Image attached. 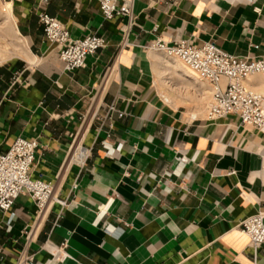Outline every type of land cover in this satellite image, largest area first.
I'll return each mask as SVG.
<instances>
[{
  "label": "crops",
  "instance_id": "1",
  "mask_svg": "<svg viewBox=\"0 0 264 264\" xmlns=\"http://www.w3.org/2000/svg\"><path fill=\"white\" fill-rule=\"evenodd\" d=\"M5 2L29 56L0 66V155L19 137L38 140L32 176L69 206L40 213L24 195L0 211V264H264V247L255 261L240 231L264 211V130L168 102L165 57L145 50L191 40L264 57V0H136L126 44L129 19L105 21L99 0H50L73 39L106 41L73 73L45 39L39 0ZM111 105L125 117L104 122ZM77 147L85 160H72Z\"/></svg>",
  "mask_w": 264,
  "mask_h": 264
},
{
  "label": "built area",
  "instance_id": "2",
  "mask_svg": "<svg viewBox=\"0 0 264 264\" xmlns=\"http://www.w3.org/2000/svg\"><path fill=\"white\" fill-rule=\"evenodd\" d=\"M136 0H99L100 12L105 21L128 18L125 30V42L133 27V13ZM180 0H172L178 4ZM50 0H39L37 13L43 27L45 39L59 52V60L64 73H73L86 68L89 57L106 47L103 37L96 34L75 40L70 31L56 18L47 13ZM159 27L155 29L158 32ZM258 49V47H256ZM145 50L178 61L194 78L211 89V102L207 112L209 121L216 122L235 116L244 127L264 130V92L250 84V79L260 76L264 79V57L241 59L220 50L215 43L207 42L196 45L191 40H178L173 43L157 39ZM0 62V66H1ZM125 117L115 105L107 109L104 122H111L114 116ZM113 131V125H109ZM42 149L38 140L19 137L8 152L0 155V211L12 212L16 202L22 196H29L43 213L52 202L62 208L69 206V201H62L54 196L55 186L51 182L36 180L32 170L37 154ZM88 152L77 147L72 160H85ZM232 172L229 175H234ZM78 185L73 186V191ZM117 196L114 195L111 202ZM240 231L250 240L255 261L264 247V211L243 221ZM31 239L32 233H28ZM29 264L32 260L28 259Z\"/></svg>",
  "mask_w": 264,
  "mask_h": 264
},
{
  "label": "rangeland",
  "instance_id": "3",
  "mask_svg": "<svg viewBox=\"0 0 264 264\" xmlns=\"http://www.w3.org/2000/svg\"><path fill=\"white\" fill-rule=\"evenodd\" d=\"M7 4L8 3H6L5 0H0V32H1L0 33V58H1L2 64L6 63V62H8V61H10V60H12L14 58H17V57H25L22 54V52L20 51V47L18 46L20 44H18V43L16 44V42H18V41L15 38L17 36L18 29L17 30L15 29L17 27H16V20H15V17L13 15V13H11V25L14 26L15 28L13 29V27H12V30L10 32L11 36L10 35L6 36V34H2L4 32V30H2L1 28H3V23H5V18H6L5 16H7V14H9V12H12V9L9 10L7 8ZM4 13H5V15H3ZM18 34H19V32H18ZM4 38H5V40H4ZM19 38L22 39L20 37V34H19ZM16 47H18V48H16ZM25 58L27 59V57H25ZM165 59L166 60H173V59H168V58H165ZM162 60H161V62H162ZM163 67H164V65L162 66V64H161L160 70L161 69L162 70L161 71L159 70V79H160V84H161V87H162L161 91L163 92L162 94H166L167 96H169L171 101H172L173 98L177 99L178 100L177 103L173 99V102L177 106H187V105H189V107H193V106L200 105L201 103L205 104V108H206L205 111H206L207 108L209 107L210 102H211V96H210L211 95V89H210V87L208 85H206V84H203V83H201L202 86L201 85H196L195 87L193 85L189 86V84H186L187 83L186 80L179 79L178 77H177L178 78L177 79L176 78L177 75L174 74V73L172 75H170V76H164L165 74H163V70H165V68H163ZM168 77L169 78L171 77V80L170 79L167 80ZM169 81L173 82L174 84H178V86L183 87L184 90H177V91L175 90V91H173L172 90V85L167 83ZM180 81H181V83H180ZM263 81H264V79L261 77V83ZM166 88L169 89V91L166 90ZM202 89H205V91L202 90ZM259 91L264 92V90H259ZM206 92L209 93V94H208V96H205V95L204 96L207 97L208 100L206 99L203 102V101H201L202 95L203 94H207ZM198 96L200 98H198ZM207 112L208 111H206L205 116H206Z\"/></svg>",
  "mask_w": 264,
  "mask_h": 264
},
{
  "label": "bare ground",
  "instance_id": "4",
  "mask_svg": "<svg viewBox=\"0 0 264 264\" xmlns=\"http://www.w3.org/2000/svg\"><path fill=\"white\" fill-rule=\"evenodd\" d=\"M7 8L9 9V10H11L12 9V4L11 3H8L7 4ZM11 13H13V12H9V14H7V16H5L6 18H5V23H3V28H1L2 30H4V32L2 33V34H6V36H8V35H10L11 36V30H12V27H13V29L15 28L14 26H12L11 25ZM3 15H5V13L3 14ZM16 30H17V28H15ZM13 32V31H12ZM1 33V32H0ZM3 36V35H2ZM4 37V36H3ZM18 42H16V44L18 43V44H20V45H18L19 47H20V51L22 52V54L25 56V57H28L29 56V52H28V50L26 49V46H25V42L23 43V41H22V39H20L19 38V34H18V32H17V36H16V38H15ZM4 40H5V38H4ZM3 41V40H2ZM16 48H18V47H16ZM0 62H1V58H0ZM162 66L164 65V67L163 68H165V70H163V74H165L164 76H170V75H172L173 73L174 74H176L177 76H176V78L178 77L179 79H183V80H186V84H189V86L190 85H193L194 87L196 86V85H201V82L200 81H197L196 80V78H194L187 70H185L184 69V67L178 62V61H176V60H166L165 58L162 60ZM1 64H2V62H1ZM161 67V66H160ZM162 70V69H161ZM160 70V71H161ZM172 77V76H171ZM171 77L169 78L168 77V79L167 80H171ZM173 78V77H172ZM175 78V79H176ZM177 78V79H178ZM165 79V78H164ZM166 80V81H167ZM168 84H171L172 85V90L173 91H177V90H184V88L183 87H181V86H178V84H174L173 82H167ZM180 83H181V81H180ZM261 77L260 76H255V77H253V78H251L250 79V84L253 86V87H255V88H257V90L259 91V90H261ZM164 84V83H163ZM170 85V86H171ZM163 86V85H162ZM169 86V85H168ZM188 86V85H187ZM202 86V85H201ZM262 87H263V85H262ZM187 88V87H186ZM191 89V88H190ZM202 90H204L205 91V89H202ZM191 91V90H190ZM203 92V91H202ZM188 93V92H187ZM204 93V92H203ZM207 93V92H206ZM191 94V93H190ZM208 94L209 93H207V94H203L202 95V99H201V101H205L206 99H207V97H205V96H208ZM172 95V94H171ZM179 95V94H178ZM205 95V96H204ZM211 95H212V93H211ZM210 95V96H211ZM198 98H200L199 96H198ZM197 98V99H198ZM165 99L168 101V102H170V97L169 96H167L166 94H165ZM174 99V98H173ZM173 99H172V101H173ZM208 100V99H207ZM174 101H175V99H174ZM178 102V101H177ZM176 102V103H177ZM171 104V103H170ZM172 104H173V102H172ZM210 105V104H209ZM177 106V105H176ZM187 106H189V105H187ZM179 107V106H178ZM199 109H198V113H203V114H205L206 113V111H208V108H207V110L205 111V104H200L199 106ZM190 113V112H189ZM192 113V112H191ZM193 114V113H192ZM191 114V115H192ZM190 115V116H191ZM197 114L195 113L194 114V116H196ZM198 116V115H197Z\"/></svg>",
  "mask_w": 264,
  "mask_h": 264
}]
</instances>
